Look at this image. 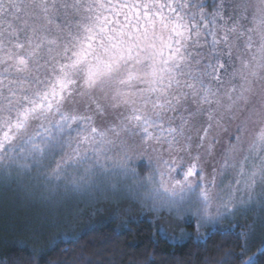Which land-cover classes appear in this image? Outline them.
I'll return each instance as SVG.
<instances>
[{"label":"snow or ice","instance_id":"snow-or-ice-1","mask_svg":"<svg viewBox=\"0 0 264 264\" xmlns=\"http://www.w3.org/2000/svg\"><path fill=\"white\" fill-rule=\"evenodd\" d=\"M34 168L236 215L264 188V0H0V169Z\"/></svg>","mask_w":264,"mask_h":264},{"label":"trees","instance_id":"trees-1","mask_svg":"<svg viewBox=\"0 0 264 264\" xmlns=\"http://www.w3.org/2000/svg\"><path fill=\"white\" fill-rule=\"evenodd\" d=\"M141 153L131 166L144 177L153 153ZM125 179L97 178L76 189L35 168L20 174L0 169V264H240L242 253L264 264V239L252 244L241 224L196 237L195 226L186 223L165 234L125 195L109 190Z\"/></svg>","mask_w":264,"mask_h":264},{"label":"rangeland","instance_id":"rangeland-1","mask_svg":"<svg viewBox=\"0 0 264 264\" xmlns=\"http://www.w3.org/2000/svg\"><path fill=\"white\" fill-rule=\"evenodd\" d=\"M205 172L206 174L211 172V167L207 163H205ZM233 175L234 174L231 173L226 175L223 178V185L230 183L233 179ZM125 180L127 182L122 181L123 184L119 185L118 187L110 186L109 190L118 193L120 197L126 196L127 199H129V202L139 207L140 212L138 214L146 216L155 225L161 227L163 232L167 235L171 234L170 236H172L175 231L180 229L182 225L186 223L195 226L194 235L196 237L204 236L205 233L211 229H223L241 224L242 227H244V231L246 232V235L252 244L264 239V188L262 187H257L254 194V201L247 205L241 206L236 215L223 216L214 220L201 222L199 228H197L196 217L192 216L190 213L185 214L182 218H180L175 212L170 213L167 210H153L150 207L151 201L144 199L143 192L145 189L134 185L130 179ZM217 183H220L219 177L217 178ZM119 187L120 191H116ZM105 188L106 186L102 189ZM193 207H195V205H193ZM179 234L181 237L185 236L184 232L180 231ZM247 250H245L246 253ZM248 256L252 255L248 253Z\"/></svg>","mask_w":264,"mask_h":264}]
</instances>
